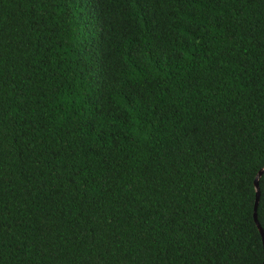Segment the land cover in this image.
I'll use <instances>...</instances> for the list:
<instances>
[{
	"label": "trees",
	"instance_id": "obj_1",
	"mask_svg": "<svg viewBox=\"0 0 264 264\" xmlns=\"http://www.w3.org/2000/svg\"><path fill=\"white\" fill-rule=\"evenodd\" d=\"M263 169L264 0H0V264H264Z\"/></svg>",
	"mask_w": 264,
	"mask_h": 264
},
{
	"label": "water",
	"instance_id": "obj_2",
	"mask_svg": "<svg viewBox=\"0 0 264 264\" xmlns=\"http://www.w3.org/2000/svg\"><path fill=\"white\" fill-rule=\"evenodd\" d=\"M263 174H264V169L259 172V174L257 175V177L255 179L256 202H255V210H254V220H255V223H256V225H257V227H258V229H259V231H260V233L262 235L263 244H264V231H263V229L260 226V223L258 221V214H257L258 207H259V202H260V185L259 184H260V179L263 176Z\"/></svg>",
	"mask_w": 264,
	"mask_h": 264
},
{
	"label": "snow or ice",
	"instance_id": "obj_3",
	"mask_svg": "<svg viewBox=\"0 0 264 264\" xmlns=\"http://www.w3.org/2000/svg\"><path fill=\"white\" fill-rule=\"evenodd\" d=\"M258 186V185H257Z\"/></svg>",
	"mask_w": 264,
	"mask_h": 264
}]
</instances>
